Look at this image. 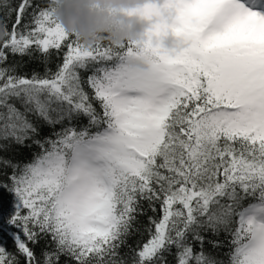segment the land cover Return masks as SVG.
Listing matches in <instances>:
<instances>
[{
  "label": "snow or ice",
  "instance_id": "obj_1",
  "mask_svg": "<svg viewBox=\"0 0 264 264\" xmlns=\"http://www.w3.org/2000/svg\"><path fill=\"white\" fill-rule=\"evenodd\" d=\"M55 3L0 0V264H264V0L91 47Z\"/></svg>",
  "mask_w": 264,
  "mask_h": 264
},
{
  "label": "clouds",
  "instance_id": "obj_2",
  "mask_svg": "<svg viewBox=\"0 0 264 264\" xmlns=\"http://www.w3.org/2000/svg\"><path fill=\"white\" fill-rule=\"evenodd\" d=\"M146 4L157 5L160 15L148 18L133 11ZM53 15L66 32L75 34L86 47L100 41L119 46L127 41L143 40L157 22L171 23L175 9L166 6V0H56ZM5 35L0 21V41ZM157 43L169 51L186 46L184 39L171 30L162 32Z\"/></svg>",
  "mask_w": 264,
  "mask_h": 264
},
{
  "label": "trees",
  "instance_id": "obj_3",
  "mask_svg": "<svg viewBox=\"0 0 264 264\" xmlns=\"http://www.w3.org/2000/svg\"><path fill=\"white\" fill-rule=\"evenodd\" d=\"M16 2H18V0H16ZM20 59L19 57H9V63L13 62L14 60H18ZM24 60L26 61V66L25 68L22 69V71L25 72H31L33 69H36L38 71H43V65L38 63L37 61L33 60V61H28V58L25 57ZM56 63H58L55 55L52 58V64L51 67L53 69H55ZM45 132H47L48 130L45 129ZM5 155L11 156L13 159L15 160H20V161H26L28 159H30L31 157V152L28 149H23V150H18V151H14V152H9V153H5ZM0 196H2V198L4 199L5 203H7L8 200L11 199V193L8 192H4V193H0ZM147 236L145 235L144 237H142V239H146ZM135 239H141V237H134ZM7 244L9 246V248H11L12 246V241L11 240H7Z\"/></svg>",
  "mask_w": 264,
  "mask_h": 264
}]
</instances>
